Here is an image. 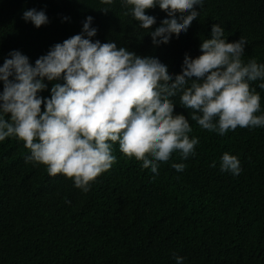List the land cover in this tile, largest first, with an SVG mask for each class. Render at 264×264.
I'll use <instances>...</instances> for the list:
<instances>
[{
  "label": "trees",
  "instance_id": "trees-1",
  "mask_svg": "<svg viewBox=\"0 0 264 264\" xmlns=\"http://www.w3.org/2000/svg\"><path fill=\"white\" fill-rule=\"evenodd\" d=\"M194 7L199 15L186 32L154 46L150 32L167 18L158 5L146 10L156 23L144 30L124 14L123 0H0V65L12 50L34 65L54 44L80 34L88 16L97 29L91 40L156 57L173 76L185 54L200 55L213 24L229 42L246 39L245 62L264 63V0H203ZM33 8L48 23L35 27L22 18ZM44 83L38 95L50 97L52 85L63 80ZM260 83L251 82L261 97L257 115L264 114ZM173 100L174 113L189 118L190 138L199 140L194 154L182 159L174 152L153 173L122 154L117 142L116 162L87 192L63 174L49 175L43 164L26 162L23 141H0V264H177L176 257L181 264H264V126L220 135L192 121L179 94ZM225 152L240 160L239 175L221 171ZM179 163L183 171L172 167Z\"/></svg>",
  "mask_w": 264,
  "mask_h": 264
},
{
  "label": "clouds",
  "instance_id": "clouds-1",
  "mask_svg": "<svg viewBox=\"0 0 264 264\" xmlns=\"http://www.w3.org/2000/svg\"><path fill=\"white\" fill-rule=\"evenodd\" d=\"M101 3L111 5L113 0ZM202 3L123 0L129 8L124 14H131L144 30L156 23L147 9L158 5L167 13L150 32L154 46L186 32L199 15L194 6ZM22 18L35 27L48 23L45 12L34 8ZM92 20L88 16L80 34L54 44L34 65L19 50L10 51L0 65V141H23L30 150L26 162L43 164L49 175L63 174L87 192L116 162L113 145L118 142L122 154L157 173L158 162H167L174 152L187 159L199 143L189 136V118L174 113L178 94L180 105L191 110V120L202 129L224 135L237 127L264 126V114L257 115L261 97L251 87V82L264 80V63L242 59L247 45L243 37L229 42L225 30L213 24L200 55L185 54L181 72L173 76L156 57H141L114 41L91 40L97 32L90 27ZM45 78L63 80L52 85L50 97L38 95L47 88ZM172 167L183 171L186 165ZM220 169L239 175L240 160L225 152ZM176 260L181 264L183 258Z\"/></svg>",
  "mask_w": 264,
  "mask_h": 264
}]
</instances>
